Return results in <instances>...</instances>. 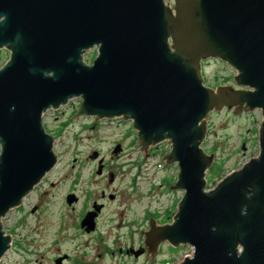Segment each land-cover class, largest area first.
<instances>
[{"label":"water","instance_id":"water-1","mask_svg":"<svg viewBox=\"0 0 264 264\" xmlns=\"http://www.w3.org/2000/svg\"><path fill=\"white\" fill-rule=\"evenodd\" d=\"M2 48L0 259L10 244L2 218L57 162L42 115L79 98L71 118L130 120L144 158L170 144L161 160L176 164L169 189L182 196L172 222L148 235L191 247L170 264H264V0H0ZM208 58L231 66L239 88L205 86ZM243 106L261 112L258 153L208 189L210 112Z\"/></svg>","mask_w":264,"mask_h":264},{"label":"rangeland","instance_id":"rangeland-1","mask_svg":"<svg viewBox=\"0 0 264 264\" xmlns=\"http://www.w3.org/2000/svg\"><path fill=\"white\" fill-rule=\"evenodd\" d=\"M164 1L171 4V0ZM96 53L95 48L86 51L83 55L84 62L90 64ZM7 59V51L0 49V67ZM206 60L201 64L205 86L231 85L236 88L233 82L236 72L231 66L214 58ZM79 103V98H72L65 105L48 109L42 115L45 131L54 138L53 152L57 157L56 166L52 169L49 179L60 184L51 189L50 195L42 200L41 207L35 214H29L28 208L34 202V199H29L22 208H19L22 205L20 204L2 218L1 224L5 234L13 231L17 242L33 241L36 238L33 231L43 228L41 224L45 218H49L50 224L44 227L54 228L50 225L56 215L59 194L68 186L70 189L71 181H92L89 185L76 186L78 190L87 188L91 192L105 186V173L98 176L94 172L97 160L90 158L93 151L98 152L106 170L114 174L115 183L106 189L119 190L125 202H130L123 217L142 218L147 208L156 211L158 221H167V216L170 221L175 213V206L182 196V191L171 190L169 186L175 182L178 169L176 164H166L161 160V156L170 151V144L167 141L158 143L149 149L148 156L144 158L130 120H124L122 117L93 120L88 115L71 118ZM260 121L261 112L258 109L238 114L225 109L211 112L206 123V137L202 143L204 152L214 154L213 163L205 173L206 188H212L223 176L257 155V129ZM116 143L120 144L121 150L114 154ZM218 166L221 167L220 170L217 169ZM129 184L134 188H129ZM119 202L118 199L109 204L101 221L104 218H118L117 211L122 210ZM112 219L107 224L105 222L107 228L110 227L109 224L114 223ZM26 247L28 249L23 253H12L3 257L4 262L24 264V261L41 260L40 254H44L43 251L36 250L31 244ZM163 252L165 254L158 256L157 264L173 261L178 263L185 255H191L192 249L181 244L178 248H164Z\"/></svg>","mask_w":264,"mask_h":264},{"label":"flooded vegetation","instance_id":"flooded-vegetation-1","mask_svg":"<svg viewBox=\"0 0 264 264\" xmlns=\"http://www.w3.org/2000/svg\"><path fill=\"white\" fill-rule=\"evenodd\" d=\"M173 3L174 0H171V4L169 2L166 4L171 7ZM5 50L8 53V61L11 52L10 50ZM203 61L207 60H202L201 64ZM210 88H216V85ZM236 88L239 87L236 86ZM222 109L235 114V108L228 110L223 107ZM245 112L250 113L246 111L245 106L240 107V113ZM90 117L93 120H98L94 116ZM92 160H97L95 174L102 176L105 173V176H107V181L104 183L105 186L98 191L91 192L87 188L78 190L76 186L80 184L89 185L92 181H71L69 183L71 185L70 189L68 186L65 188L66 190L59 194L54 222L52 221V225H50L54 226V228L44 227L50 224V220L49 218L43 219L44 223L41 224L43 228L33 231L36 238L30 242H17L14 232L10 231L8 233L10 237L9 248L1 257L0 264H6L3 259L12 253L27 251L26 245L29 244L36 250L43 251L44 254H40L41 260L24 261V264H157L158 256L165 254L163 249L174 247L168 241L154 246L149 244L148 239L151 225L156 227L169 224L174 214L170 221H168V216L166 217L167 221H158L155 214L156 211L145 208L142 218L123 217L125 211L129 208L130 202H125L124 198L120 196L122 193L119 190L111 191L106 189V187L115 183L114 174L106 170L105 164H103L99 156ZM99 160H101V164H99ZM99 166H101L100 169ZM51 172L52 170L46 173L39 183L22 199V205L19 208L26 205L29 199H34V202L28 208L29 214H35L40 209L42 200L50 195L52 188H56L60 184V182L49 179ZM128 187L134 188L130 184ZM118 199L120 200V209H122L117 211L118 218L116 220L104 218L101 221V217L109 207V204ZM110 219L114 223L109 224L110 227L107 228L105 222L107 224ZM8 264L16 263L9 262ZM17 264L19 263L17 262Z\"/></svg>","mask_w":264,"mask_h":264},{"label":"trees","instance_id":"trees-1","mask_svg":"<svg viewBox=\"0 0 264 264\" xmlns=\"http://www.w3.org/2000/svg\"><path fill=\"white\" fill-rule=\"evenodd\" d=\"M217 169H219V170H220V169H221V167H219V166H218V168H217Z\"/></svg>","mask_w":264,"mask_h":264}]
</instances>
